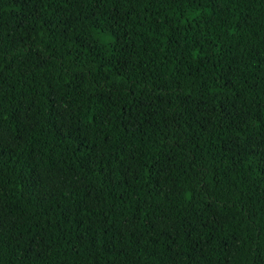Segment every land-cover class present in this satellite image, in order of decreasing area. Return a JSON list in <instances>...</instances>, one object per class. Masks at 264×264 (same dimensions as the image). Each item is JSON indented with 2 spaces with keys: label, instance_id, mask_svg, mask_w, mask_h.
Returning <instances> with one entry per match:
<instances>
[{
  "label": "trees",
  "instance_id": "1",
  "mask_svg": "<svg viewBox=\"0 0 264 264\" xmlns=\"http://www.w3.org/2000/svg\"><path fill=\"white\" fill-rule=\"evenodd\" d=\"M0 264H264V0H0Z\"/></svg>",
  "mask_w": 264,
  "mask_h": 264
}]
</instances>
